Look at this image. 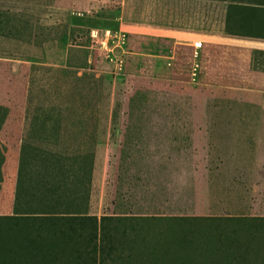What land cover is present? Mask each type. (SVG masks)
I'll return each instance as SVG.
<instances>
[{
	"label": "rangeland",
	"instance_id": "rangeland-1",
	"mask_svg": "<svg viewBox=\"0 0 264 264\" xmlns=\"http://www.w3.org/2000/svg\"><path fill=\"white\" fill-rule=\"evenodd\" d=\"M120 1L0 0V143H22L4 264H50L60 250L42 245L38 218L55 212L173 217L141 226L139 248L128 233L144 264L165 252L170 264H264V0H204L205 28L225 41L181 53L186 76L145 60L114 78L89 63V33L117 30Z\"/></svg>",
	"mask_w": 264,
	"mask_h": 264
},
{
	"label": "crops",
	"instance_id": "crops-1",
	"mask_svg": "<svg viewBox=\"0 0 264 264\" xmlns=\"http://www.w3.org/2000/svg\"><path fill=\"white\" fill-rule=\"evenodd\" d=\"M134 2L133 0L119 2V19L116 26L117 31L126 35L123 75L125 78L135 77V70L140 71L145 60H163L168 66H174L181 53H195L196 41L215 44H222L221 42L225 41L223 28H211L210 31L205 28L204 0H134ZM215 9L218 10L211 12V18H221L220 5ZM144 40L169 43V46L171 45L169 55H157L153 49L142 47ZM66 63L67 56L64 59L59 58L53 65L63 67ZM187 69L188 67L182 72L183 70L178 69L175 64L171 70L173 73L186 76ZM13 144L16 145L15 151ZM21 144L0 143V217H11L13 214ZM261 144L264 150V143Z\"/></svg>",
	"mask_w": 264,
	"mask_h": 264
},
{
	"label": "trees",
	"instance_id": "trees-1",
	"mask_svg": "<svg viewBox=\"0 0 264 264\" xmlns=\"http://www.w3.org/2000/svg\"><path fill=\"white\" fill-rule=\"evenodd\" d=\"M170 219L173 217L102 216L97 218L76 213L55 212V214L42 213L38 221L40 227L43 228L42 231L40 229V238L45 249L60 250L57 255L49 253L50 264H144L148 260L141 252L136 251L142 244H146L141 226L151 221L160 222ZM6 220H12V216L0 217V226L4 225ZM179 220H185V218H179ZM206 220L208 219H203V221ZM254 220L264 222V218ZM256 227L251 226L249 230L244 229V233L251 234L250 244L254 246V249H258L260 243L251 230ZM237 231L239 230H233L234 234L238 233ZM129 232L133 233V237H139L140 241L135 242V246L140 243L137 249H134L131 243L126 242ZM258 232L261 231L257 230L255 233ZM65 246L70 251L67 257L61 255ZM6 248L7 241L3 238L0 241V250L4 251ZM165 256H167L166 252L163 258H157V262L152 264H170L168 261L164 262ZM5 257L7 255L0 253V264H4ZM244 261L247 260H243L242 263Z\"/></svg>",
	"mask_w": 264,
	"mask_h": 264
},
{
	"label": "built area",
	"instance_id": "built-area-1",
	"mask_svg": "<svg viewBox=\"0 0 264 264\" xmlns=\"http://www.w3.org/2000/svg\"><path fill=\"white\" fill-rule=\"evenodd\" d=\"M90 37V56L89 63H91L92 56L104 61L108 64V74L114 78H120L124 75L125 52L124 45L126 42V35L121 31H113L110 29H94L89 33ZM202 47L201 41L194 43L195 53ZM87 72H93L96 75L99 72L95 69L89 68Z\"/></svg>",
	"mask_w": 264,
	"mask_h": 264
}]
</instances>
